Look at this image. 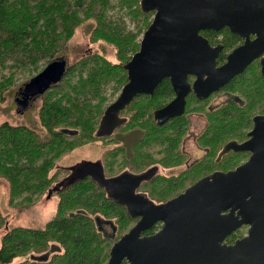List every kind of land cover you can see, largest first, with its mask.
<instances>
[{
  "label": "flooded vegetation",
  "instance_id": "flooded-vegetation-1",
  "mask_svg": "<svg viewBox=\"0 0 264 264\" xmlns=\"http://www.w3.org/2000/svg\"><path fill=\"white\" fill-rule=\"evenodd\" d=\"M115 8L129 20L136 21L134 30H126V17H109V11ZM137 9L140 10L139 0L136 6L131 5V2L125 4L123 0H107L104 13L86 17L85 12L81 17L91 27L88 37L92 38L96 33L98 36L90 38L76 62L69 63L65 57L69 38H59L57 44L49 46L55 54L47 59L40 58L39 68L34 72L36 74L20 84L13 94L16 113L23 118L20 120L22 124L18 125L24 128L23 132L31 130L39 135L47 132L40 125V117L52 100L61 101L70 111L73 108V113L77 110L73 116L68 113L67 127L57 128L65 142L63 150L55 154L57 160L62 158L55 164L54 172H47L46 176L55 181L39 201L53 199L52 210L55 215L42 227L36 224L30 230L38 235L47 232L49 227H55L57 233H66V230H62L64 223L54 218L61 208L69 204L73 207L74 202L81 203L80 207H74V214L69 212L68 216L72 218L77 215L81 218L86 213L98 211L92 222L95 233L104 241V249L110 242L107 260L112 245L139 220V217L128 214L130 208L135 207H131L133 204L139 200L156 205L164 203L181 194L197 180L214 172L233 170L247 161L250 152L230 150L219 159L218 155L227 143L234 141L241 144L248 140L253 117L264 115V67L260 64V59L264 58L262 54L252 60L242 73L233 76L218 90L203 98L193 92L195 75L188 73V85L183 83L176 86L169 76H164L151 91L135 94L128 104L119 111L113 110L107 117V108L116 103L129 81L125 65L139 50L154 16V12L143 13L141 10L144 15L140 16ZM199 35L210 47L220 46L216 67L225 64L227 56L245 42L243 38L231 34L226 27L219 31L200 30ZM105 36H110L113 41L108 42ZM254 38L250 36V40ZM44 62L45 66L40 70V64ZM62 62L64 68L61 67ZM47 66V72L36 77ZM252 68L256 73L254 88L257 99L245 108L246 87L236 86L237 79ZM61 72L59 81L50 83L42 91L45 84ZM241 90L243 94L239 95ZM183 92V111L179 115L155 117V112L162 111L178 97V93L181 96ZM33 109L39 114L38 125L41 130L27 125V114ZM75 116L77 118L72 120ZM42 145L51 144L43 142ZM114 179L117 181L113 185L96 182ZM49 190H52L50 198L47 197ZM156 190L161 193L167 190L169 197L158 198ZM71 196L77 199L69 200ZM106 212H113L112 221L105 215ZM162 226L163 222H156L145 229L141 236H151ZM249 227V224L241 225L226 236L224 243L232 245L247 236ZM125 229L116 238L119 231ZM53 237L55 239H50L44 246L39 245L40 249L32 252L29 256L31 263L56 264L61 259H68L67 243L60 241L58 236Z\"/></svg>",
  "mask_w": 264,
  "mask_h": 264
},
{
  "label": "water",
  "instance_id": "water-1",
  "mask_svg": "<svg viewBox=\"0 0 264 264\" xmlns=\"http://www.w3.org/2000/svg\"><path fill=\"white\" fill-rule=\"evenodd\" d=\"M139 8L154 16L139 50L125 65L129 81L116 103L107 108V117L135 94L151 91L164 76L176 86L187 84L188 73L195 75L193 92L203 98L264 54V0H139ZM225 27L245 42L216 67L220 46L210 47L199 31ZM260 64L264 67V58ZM61 76L62 72L42 91ZM184 93L155 112V117L179 115ZM248 137L241 144L227 143L218 155L219 159L230 150L250 152L235 169L203 177L164 203L139 200L133 204L135 209L128 214L139 220L112 245L105 264H264V115L253 117ZM116 181L96 180L108 185ZM156 222H163L161 230L141 236ZM243 224L250 225L247 236L232 245L224 243Z\"/></svg>",
  "mask_w": 264,
  "mask_h": 264
},
{
  "label": "trees",
  "instance_id": "trees-1",
  "mask_svg": "<svg viewBox=\"0 0 264 264\" xmlns=\"http://www.w3.org/2000/svg\"><path fill=\"white\" fill-rule=\"evenodd\" d=\"M137 1L123 0V3L131 2V5L136 6ZM106 5L107 0H0V101L14 85L15 78L17 80L19 76H30L32 71L39 68L40 58L47 59L55 54L49 46L57 44L59 38L68 39L75 28L85 23V18L81 15L85 12L86 17L90 14H102ZM136 12L140 16L144 15L139 9ZM105 37L108 42L113 41L110 36ZM255 76L252 68L237 79L236 86L246 87L245 108L257 99ZM242 94L241 90L239 95ZM76 112L77 110L73 113V108L68 110L61 101L52 100L40 117V125L47 130L43 135L31 130L23 132L24 128L20 126L0 124V179L8 183L10 206L17 201L30 205L36 197L46 193L54 182L46 174L54 169L57 162L55 153L63 150L65 142L57 128L67 127L68 113L73 116ZM43 142L51 145L44 146ZM155 194L160 199L169 197L167 190L164 193L156 190ZM75 199V196L69 198ZM77 204L78 202H74L73 207H79ZM73 207L69 204L61 208L60 214L54 218L64 223V234L57 233L55 227H49L47 232L38 235L33 234L30 229L8 227L5 224L6 218L0 213V230L6 225L5 232L0 237V264H11L14 259L38 251V246L46 245L50 239H55L53 236H58L60 241L67 243L69 254L68 259H61L56 264H104L110 242L104 249V241L99 242L93 232L92 219L87 216L86 219L79 218L77 215L70 218L68 212L73 215ZM92 212V215H98V211ZM110 214L111 212H107L106 216Z\"/></svg>",
  "mask_w": 264,
  "mask_h": 264
},
{
  "label": "rangeland",
  "instance_id": "rangeland-1",
  "mask_svg": "<svg viewBox=\"0 0 264 264\" xmlns=\"http://www.w3.org/2000/svg\"><path fill=\"white\" fill-rule=\"evenodd\" d=\"M109 17H113L114 19H118L119 17H121L123 19L126 16H124L119 10H117V8H115L109 11ZM138 22L140 23V20H138ZM85 25L86 23H82L77 28H75L73 34L71 35L72 38L69 37L68 41L66 42L67 43L66 46L69 49L65 53V57L68 58L69 63L76 62L78 56H80V54L83 53V50L86 48L87 43L91 39H94L95 37L98 36V34L96 33L93 35L92 38L91 36L88 37L89 29L91 27H89L88 25L86 26ZM134 25H136V21L133 22L129 20L127 17L124 19V26H126V30L128 31L134 30L135 29ZM44 66H45V62L40 64V70ZM35 71H32V73L28 77L19 76L17 80L16 78L14 79V82L15 80L16 82L15 83L13 82L14 85L12 84L13 86L12 85H11L12 87L10 86L11 88L7 90L3 100L0 101V124L8 123L12 126H18L22 124L20 120H23V118L18 116L16 113V106L13 101V94L17 90V88L20 86V84L27 82L28 79H30L36 74L34 73ZM36 111H37L36 109L35 110L33 109L27 114V120H29L27 122L28 123L27 125L30 128L32 127L36 130H41V128L38 125L39 114L36 113ZM75 117L77 118V116ZM192 125L195 126V123L193 122ZM61 158L62 157H59V159L57 160L55 164H57L58 161L61 160ZM51 171L54 172V169ZM53 181L55 180L53 179ZM8 192H9L8 183L4 179H0V213L2 214V216L6 218L5 224L8 225V227L12 226V227H22L25 229H30L32 227H35L36 224H39L40 227H42L47 221H49L55 215V211L52 210L53 199H49L50 196H47L49 197L48 198L49 200L46 198L48 201H43L39 203V201L45 197L46 193L36 197V199L30 205H25V204L20 203V201H17L15 205L10 206L8 202V195H9ZM77 205H79L80 207L81 203H78ZM71 210H74V207ZM69 212H68V215L70 214ZM92 213L93 212L86 213V216L93 220V217L95 216L92 215ZM59 214H60V211H59ZM113 215H114L113 212H111L110 216H107L109 217L108 219L111 220V217L112 218L114 217ZM86 216L84 215L83 218L86 219ZM97 217L102 218L100 216H97ZM6 225H4L1 228L0 237L2 236V233L5 232ZM92 227L94 229L93 222H92ZM126 230L127 229L119 231L117 236L119 237L121 233H123ZM93 232L95 233V231ZM95 235L99 239V242L103 241L100 239L98 234L95 233ZM30 255L31 254L25 257L14 259V261L11 264H31V262L29 261Z\"/></svg>",
  "mask_w": 264,
  "mask_h": 264
}]
</instances>
